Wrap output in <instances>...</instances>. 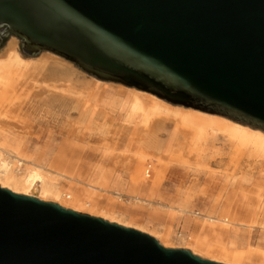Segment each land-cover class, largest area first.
Wrapping results in <instances>:
<instances>
[{
  "label": "water",
  "instance_id": "1",
  "mask_svg": "<svg viewBox=\"0 0 264 264\" xmlns=\"http://www.w3.org/2000/svg\"><path fill=\"white\" fill-rule=\"evenodd\" d=\"M264 132V0H0V38ZM0 264H226L0 186Z\"/></svg>",
  "mask_w": 264,
  "mask_h": 264
},
{
  "label": "rangeland",
  "instance_id": "2",
  "mask_svg": "<svg viewBox=\"0 0 264 264\" xmlns=\"http://www.w3.org/2000/svg\"><path fill=\"white\" fill-rule=\"evenodd\" d=\"M11 36L0 38V53ZM17 40V48L25 57L44 54H28L23 51L20 39ZM68 62L80 80L98 79ZM103 81L98 85L100 89L92 93L100 94L99 109L113 119L112 132L68 134V125L63 126L64 118L58 108L51 116L39 108V112L33 114L32 111L27 116L23 127L14 131L26 151L45 167L63 159L75 179L48 172L57 185L62 186L64 193L73 190L79 197L95 204L99 213L106 211L107 215L121 221L143 226L166 238L174 247L186 248L192 253L195 249L197 253L194 254L202 258L211 259L212 255H217L233 264H264V158L238 155L231 159L226 136L206 128L204 144H198L188 135L185 148L177 155L168 156L165 161L148 160L154 168L162 169L159 180L152 171L146 186H133L129 181L130 172L122 161L125 157H130L131 163L137 161L136 147L128 133L136 119L127 117L123 101L131 96V89L136 88ZM13 158L8 157L10 167L16 174H21L25 162L19 165ZM181 209L199 211L222 221H210ZM178 228L182 230V236H177ZM203 247L214 252H207Z\"/></svg>",
  "mask_w": 264,
  "mask_h": 264
},
{
  "label": "bare ground",
  "instance_id": "3",
  "mask_svg": "<svg viewBox=\"0 0 264 264\" xmlns=\"http://www.w3.org/2000/svg\"><path fill=\"white\" fill-rule=\"evenodd\" d=\"M17 41L15 36H11L0 53V186L134 227L154 236L163 246L174 247L166 238L160 237L156 232L147 231L143 226L121 221L107 215L106 211L97 212L95 204L79 197L73 190L71 193H64L62 186L57 185L48 170L68 179H75L69 165L61 158L50 163L48 167L41 165L39 159L33 158L21 140L16 138L14 131L25 125L30 113L44 110L45 115L51 116L55 115L57 108L64 118L63 126L68 125V134L95 132L104 135L112 132L110 130L113 127V119L98 107L100 94L92 93L93 90L100 89L99 83L105 81L96 78L80 80L67 60L50 52H44L37 57H25L18 50ZM131 90V96L123 101V107L127 108L128 118L136 119L133 120L135 123L128 133L136 147L138 158L131 163L130 157H125L122 165L130 172L129 181L133 186H146V179L152 171L159 180L162 169L154 168L148 160L152 158L165 161L168 156L177 155V152L185 148L188 135L198 144H204L206 136L203 132L206 128L226 136L227 153L231 155V159L238 155L264 158L262 130L218 114L171 105L149 92ZM90 96L92 100L89 99ZM8 157H14L19 165L25 162L26 166L21 174H16L11 169ZM181 210L210 221L221 220L205 216L199 211ZM203 249L214 252L208 247ZM192 251L197 253L195 249ZM210 258L233 264L217 255Z\"/></svg>",
  "mask_w": 264,
  "mask_h": 264
},
{
  "label": "built area",
  "instance_id": "4",
  "mask_svg": "<svg viewBox=\"0 0 264 264\" xmlns=\"http://www.w3.org/2000/svg\"><path fill=\"white\" fill-rule=\"evenodd\" d=\"M196 214H198V213H196ZM182 233H183L182 230L180 228H178L177 232H176L177 236H182Z\"/></svg>",
  "mask_w": 264,
  "mask_h": 264
}]
</instances>
